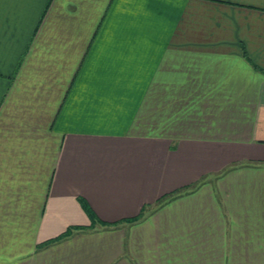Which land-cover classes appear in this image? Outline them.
Wrapping results in <instances>:
<instances>
[{
	"label": "crops",
	"instance_id": "obj_1",
	"mask_svg": "<svg viewBox=\"0 0 264 264\" xmlns=\"http://www.w3.org/2000/svg\"><path fill=\"white\" fill-rule=\"evenodd\" d=\"M0 264H264V0H0Z\"/></svg>",
	"mask_w": 264,
	"mask_h": 264
},
{
	"label": "trees",
	"instance_id": "obj_2",
	"mask_svg": "<svg viewBox=\"0 0 264 264\" xmlns=\"http://www.w3.org/2000/svg\"><path fill=\"white\" fill-rule=\"evenodd\" d=\"M193 188H195V187H185V188L180 189V190H178L176 192H173V193H171L169 195H166V196L160 198L155 203V205L153 206V208H156V207L159 208L160 206L166 204L170 200L175 199V198H178V197H180V196H182L184 194H187L188 192L192 191ZM79 204H80L83 212L86 214V216L88 217V219H89V221L91 223V226L90 227L93 228L95 225L99 224V221L97 220V218L95 217V215L93 214V212L91 211V209L89 208V206L84 201H82V200H79ZM150 208H152V207H145L141 211L140 215L137 218L132 219V220H129L128 223L137 222L140 219H142L145 216L147 210H150ZM71 232L72 231L70 229L67 230V232L64 235H62L61 237L57 238V240L62 239L64 236H68Z\"/></svg>",
	"mask_w": 264,
	"mask_h": 264
}]
</instances>
